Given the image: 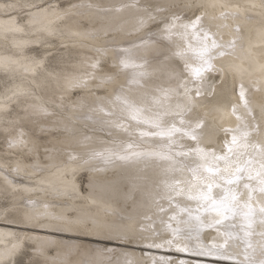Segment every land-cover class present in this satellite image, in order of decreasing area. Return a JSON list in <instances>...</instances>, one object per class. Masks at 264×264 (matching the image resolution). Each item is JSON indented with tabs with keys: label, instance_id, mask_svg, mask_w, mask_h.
Instances as JSON below:
<instances>
[{
	"label": "snow or ice",
	"instance_id": "snow-or-ice-1",
	"mask_svg": "<svg viewBox=\"0 0 264 264\" xmlns=\"http://www.w3.org/2000/svg\"><path fill=\"white\" fill-rule=\"evenodd\" d=\"M256 7L264 10V0H260L259 5L253 3L247 6L227 4L221 0H181L168 6L146 2L139 7L137 0H132L116 7V12L125 8L136 9L132 30L143 32L137 37L138 42L132 43V48L138 49V52L133 53L131 48L121 49L122 55H118L109 67L101 62L108 49L96 48L95 51L100 54L97 58L62 69L63 75L59 80L63 93L58 97L56 107L82 108L83 102L89 101L88 109L102 114L98 122L107 127L109 136L114 137V147L104 151L93 150L82 164L73 167V172L98 157L105 163L132 159L145 163L162 162L155 166L165 178L156 184L152 196V216L145 217L151 223L145 226L130 223L124 231L115 233L96 217L77 216L70 219L35 210L25 214L23 223L32 224L34 228L46 227L48 223L40 217H49L61 221L59 225H52L56 231L115 235L119 239L127 237L128 243L139 234L140 241L149 249L212 257L215 262L264 264V94L257 105L249 97L241 66L230 64L228 69L224 66V58L237 57L238 49L250 53L251 31H242L241 21L254 23L253 17L245 13ZM85 8L113 11L112 8L100 9L91 3L70 2L65 5L61 0H0V16H4V22L9 25L4 29V39L9 38L8 32L24 33L26 27L33 25L41 15L67 24L75 23L73 18L84 16L85 13L80 10ZM21 14L27 19H22ZM229 21L233 23L229 24ZM44 30L48 35L54 34L51 28ZM257 34L264 39V21H261ZM12 39L15 47L20 49V55H23L27 41L16 37ZM142 53L158 54L160 71L174 80V84L168 87L157 85L154 91L158 95H151L146 90L145 78L152 73L144 67V63H137V57ZM18 61L19 57H0V69L7 73L18 65ZM255 63V70L264 79V62ZM22 67L35 73L44 67V59L33 57L30 65ZM129 69L132 71L129 72ZM229 70L234 78L240 76L239 82L233 85L238 100L228 110L217 108V111L234 117L236 123L208 122L199 110L212 103L209 97L220 96L226 91L224 73ZM133 84L138 87L132 88ZM73 89L79 90L77 98L66 100L64 94ZM28 95L30 92L27 89L6 86L3 97H0V113L10 110L9 102L14 98ZM15 102L18 106L21 103ZM253 106L259 107L258 115L253 114ZM29 107L33 111L28 113L25 108V115L19 119L0 118V139L4 147L14 150L12 154L17 155V166L13 169L17 173L24 170L20 160L35 157L42 147L34 139L35 132L29 126L30 118L52 114L44 104ZM112 129L125 133L130 139L120 140ZM50 151L44 147L48 159H52L48 155ZM69 159L76 160L77 157L69 155ZM37 170L38 164L31 165V172ZM57 171L65 173L60 184L40 190L55 197L79 196L77 186L73 178L67 176L66 170L58 168ZM25 175L30 173L25 172ZM0 176L5 183H12L6 172L0 171ZM44 182L40 179L32 187L19 186L33 191L37 190V184ZM90 196L91 193L82 198L87 200ZM27 202L35 203L31 198ZM37 207L47 209L49 205L45 203ZM157 223L159 227L154 228ZM8 235L15 236L12 233ZM2 237L3 234H0V243L5 246L0 249V264H49L47 248L52 243L50 238L32 237L25 233L23 238L5 243ZM252 237H259V240L254 242ZM26 241L32 242L33 256L27 261L15 259L25 251ZM64 264H71V261ZM83 264H100V261L88 259ZM136 264L143 262L137 261ZM151 264L199 262L176 261L171 256H161L159 260L153 259Z\"/></svg>",
	"mask_w": 264,
	"mask_h": 264
},
{
	"label": "bare ground",
	"instance_id": "bare-ground-1",
	"mask_svg": "<svg viewBox=\"0 0 264 264\" xmlns=\"http://www.w3.org/2000/svg\"><path fill=\"white\" fill-rule=\"evenodd\" d=\"M62 4L83 3L98 5L100 9L112 8L113 11H100L97 8L81 9L84 16L73 18L75 23L67 24L65 21L54 20L51 17L41 15L33 25L26 27L24 33L8 32V39H4V29L9 25L5 23V17L0 16V57L11 56L14 59L19 57L18 65L13 66V70L5 73L0 69V97L5 93V87L15 89L17 87L27 89L30 95L21 96L10 101V110L7 113H0V118L19 119L25 115L24 109L28 113L33 109L30 105L44 104L48 107V116L31 117L29 126L34 130V139L41 144L39 153L35 157H27L20 160L23 171L17 173L13 171L17 166V155H13L11 149L0 145V171L6 172L11 184L5 183L3 176H0V234L5 243L15 239L23 238L27 233L32 237H48L52 241L47 248L49 264H64L71 261V264H83L88 259H96L100 264H136L142 261L143 264H151L153 259L159 260L161 256H171L173 260H195L199 264H233L231 261L215 262L212 257H196L185 253L170 252L167 249H149L140 241L139 234L132 239L133 244L138 250L108 248L107 246L93 244L88 242H66L62 238L50 235L51 233H36L31 231L32 224L23 223L25 214H31L33 210L39 212H50L57 216L67 218L96 217L100 221L110 226L115 233L122 232L126 226L133 225L145 226L151 223L146 216H152L154 206L152 196L156 191V184L165 177L160 174V170L155 166L157 161H137L135 159L128 161L114 160L111 163H105L101 158L90 160L87 165L73 172V167L78 163L82 164L83 159H87L89 154L95 151H104L112 148L114 137L107 134V127L102 126L98 121L102 114L92 112L88 109V102L84 101V107L57 108L58 97L63 93L59 77L63 75L62 69L89 58L95 59L98 54L95 49H108L107 54L103 55L101 62L109 67L116 61L118 55H122L121 49L131 48L133 53L138 49L132 48L133 42H138L137 37L143 32L133 31L135 24L136 9L125 8L120 12L114 9L121 4L131 3L132 0H62ZM152 5L168 6L173 3H180L181 0H137V6L145 3ZM227 4H239L247 6L249 4L259 5L260 0H221ZM245 15L253 17L254 23H245L241 21L242 31L249 29L251 31L252 47L249 52H240L237 50V57H226L224 60L225 68L230 64L240 65L243 70V78L248 86L249 97L259 104V98L264 94V79H261L260 72L255 70V62H264V39L258 36V30L261 28V21H264V10L259 7L252 8ZM22 19H27L21 14ZM232 24V21L228 22ZM54 30L53 35H48L44 29ZM145 32L147 29L144 30ZM79 33V34H77ZM27 41L23 48V55H20V49L15 47V41ZM44 59V67L37 70L25 71L23 65H30L31 58ZM137 63H144V67L151 72V76L145 78L148 85L147 91L151 95H158L154 88L159 85L168 87L174 84L165 73L160 71L158 54H141L137 57ZM219 66V61L217 62ZM129 72L132 70L129 69ZM55 73L56 75H50ZM213 75H219L214 73ZM226 82V91L220 95H213L208 99L212 103L199 111L206 117L208 122L226 123L234 125L235 118L225 115L224 111H217V108L228 110L229 106L237 103L238 97L233 90L234 83H238L240 76L234 78L231 70L224 73ZM132 88L138 86L133 84ZM79 90L73 89L64 94L66 100L76 99ZM77 93V95H76ZM10 94V93H9ZM136 95V93H133ZM203 100V97H200ZM19 101V106L17 102ZM151 102V101H150ZM259 107L253 106V114L258 115ZM189 115H192L189 113ZM91 117V118H90ZM223 117V119H221ZM31 121H39L34 123ZM25 121H21L24 123ZM2 127V124H0ZM103 129V130H102ZM120 140L130 139L125 133L112 129ZM43 136V137H42ZM87 138V139H86ZM2 140V139H0ZM3 141V140H2ZM187 143V141H185ZM44 147L51 149L48 153L52 159H48L44 153ZM69 155H75L76 160H70ZM38 164L39 170L31 172V165ZM64 169L69 178L77 186L76 195H65L55 197L48 192L40 189L51 186H58L64 177ZM25 172L30 175H25ZM85 173L88 177L86 186L88 189L83 191L80 181V175ZM44 180V183L37 184V190L26 191L21 184L32 187L38 180ZM13 185H18L13 187ZM91 196L85 200L82 197ZM31 198L34 204L27 201ZM7 200L6 204L1 203ZM95 201V202H93ZM47 203V209L42 206ZM154 219V217H153ZM48 223L46 227H38L44 230L56 231L52 225H59L61 221L52 220L49 217H40ZM159 224L154 225L158 228ZM64 233L78 234L93 237L101 240H113L127 242L125 239H119L115 235L109 237L103 234H84L78 231L65 230ZM9 233L15 236L8 235ZM146 234V233H145ZM207 238V233H205ZM253 241L259 240V237H252ZM4 243H0V249L4 248ZM32 242L26 241L25 251L15 257L19 260L24 257L28 260L33 256L31 251ZM144 248V249H142ZM110 249L111 251H106ZM149 250L148 251H140ZM176 255L175 257H173ZM257 259L259 254L257 253ZM243 259V257H241Z\"/></svg>",
	"mask_w": 264,
	"mask_h": 264
},
{
	"label": "rangeland",
	"instance_id": "rangeland-1",
	"mask_svg": "<svg viewBox=\"0 0 264 264\" xmlns=\"http://www.w3.org/2000/svg\"><path fill=\"white\" fill-rule=\"evenodd\" d=\"M64 1L61 0V3H63ZM77 95V93H76ZM43 137V136H42ZM0 145H3V141L0 140ZM87 175L85 173L80 175V181L82 184V188L83 191H86L88 189V187L86 186L87 183ZM7 200H2L1 203L6 204ZM31 229V231H34L36 233H51L50 235H54L56 237L62 238L63 240H65L66 242H88V243H93V244H99V245H103V246H107L108 248H117V249H128V250H138L135 249V245L133 244H129V243H123L122 241H113V240H101V239H97V238H93V237H88V236H83V235H78V234H71V233H64V232H59V231H51V230H44L41 228H34L31 227L29 228ZM144 249V248H142ZM140 249V251H148L149 250H142ZM176 255H174L173 257H175ZM19 260H25L24 257L20 258Z\"/></svg>",
	"mask_w": 264,
	"mask_h": 264
}]
</instances>
